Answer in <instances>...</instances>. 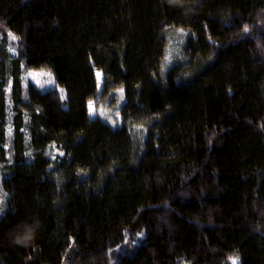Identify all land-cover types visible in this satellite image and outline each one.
<instances>
[{
  "label": "trees",
  "instance_id": "obj_1",
  "mask_svg": "<svg viewBox=\"0 0 264 264\" xmlns=\"http://www.w3.org/2000/svg\"><path fill=\"white\" fill-rule=\"evenodd\" d=\"M0 34V264H264V0H0Z\"/></svg>",
  "mask_w": 264,
  "mask_h": 264
},
{
  "label": "rangeland",
  "instance_id": "obj_2",
  "mask_svg": "<svg viewBox=\"0 0 264 264\" xmlns=\"http://www.w3.org/2000/svg\"><path fill=\"white\" fill-rule=\"evenodd\" d=\"M13 35L8 34L5 36L6 38V44H7V50L10 52L12 56H17L18 54V44L16 39H12ZM188 38L187 33H182L180 32H172L171 36L169 38V43H168V54L166 55L165 58V69L169 70L170 68L173 67L174 64H177L178 62V53H181V49L183 48L184 41L185 39ZM4 36L3 34H0V46L3 45V40ZM180 50V51H179ZM183 61H187L186 58H183ZM197 72V71H196ZM194 71H190L187 74H184V77L186 79L191 78V76L194 73V76L196 74ZM97 78L98 82L101 85L102 84V74L97 72ZM24 85H27L29 83H33L36 85L39 89L46 91L48 89H53L55 88V81L54 77L49 73L48 71L45 70H29L25 71V73L22 76ZM115 96L118 99V106L116 108H110L109 104L106 103H101L98 106L96 105V102H91L89 104V113L91 118H95L96 116L100 117L104 122L109 124L113 128H117L120 125V108L125 102V97H124V92L118 91L115 93ZM148 134V131L146 128L143 127H137L134 129V139L138 141L139 143L143 142L146 139V136ZM143 234H140L134 239L131 237L130 234L126 233V239L125 242L121 245V247L117 248L116 250L119 251V253H116L114 250L109 252L110 259L111 261H117L118 257L127 252L128 250L130 251L134 246L137 245V243L140 242V239L142 238ZM135 241V243H134ZM186 264V263H183Z\"/></svg>",
  "mask_w": 264,
  "mask_h": 264
},
{
  "label": "snow or ice",
  "instance_id": "obj_3",
  "mask_svg": "<svg viewBox=\"0 0 264 264\" xmlns=\"http://www.w3.org/2000/svg\"><path fill=\"white\" fill-rule=\"evenodd\" d=\"M245 32L248 31L247 27H245L244 29ZM12 39H16L15 36L12 37ZM3 197H0V205H3ZM3 213V207L0 206V214ZM25 239H28L29 238V235H28V230H27V226H25V235H24ZM135 243V241H134ZM229 259L231 260L232 264H238V260H239V257L238 256H232V257H229Z\"/></svg>",
  "mask_w": 264,
  "mask_h": 264
},
{
  "label": "clouds",
  "instance_id": "obj_4",
  "mask_svg": "<svg viewBox=\"0 0 264 264\" xmlns=\"http://www.w3.org/2000/svg\"><path fill=\"white\" fill-rule=\"evenodd\" d=\"M26 240L27 239H25V237H23V238L18 239L17 242L18 243H24V242H26Z\"/></svg>",
  "mask_w": 264,
  "mask_h": 264
}]
</instances>
